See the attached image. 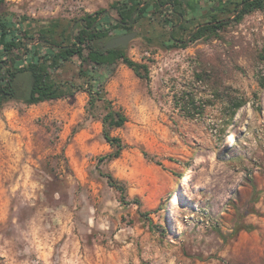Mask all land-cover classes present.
Returning <instances> with one entry per match:
<instances>
[{
	"label": "rangeland",
	"instance_id": "374dc122",
	"mask_svg": "<svg viewBox=\"0 0 264 264\" xmlns=\"http://www.w3.org/2000/svg\"><path fill=\"white\" fill-rule=\"evenodd\" d=\"M180 1L3 0L5 21L66 46L83 28L103 51L136 32L118 49L149 76L119 59L84 78L74 56L63 97L0 111V264H264V8L238 20L243 0ZM140 2L128 21L112 8Z\"/></svg>",
	"mask_w": 264,
	"mask_h": 264
},
{
	"label": "trees",
	"instance_id": "16d2710c",
	"mask_svg": "<svg viewBox=\"0 0 264 264\" xmlns=\"http://www.w3.org/2000/svg\"><path fill=\"white\" fill-rule=\"evenodd\" d=\"M176 1L181 2L180 0ZM2 5L3 0H0V8ZM142 5L144 6L141 8ZM122 6L127 7L128 5L123 4ZM174 6H176L175 3ZM149 7V3L140 2L129 9H123L120 3L112 8L118 11L122 21H128L136 11L137 14H146ZM263 8L264 0H243L237 11V19L240 20L245 15ZM218 27L221 26L200 27L193 33L192 38L199 39L204 35L205 30L214 28L217 30ZM105 37V33L96 34L89 28H83L76 36V42L66 46L59 43L58 38L51 31H44L33 37L29 31L17 26L14 22L5 21L0 15V111L11 101H23L29 105H36L63 97L57 83V72L74 56L81 59L80 73L84 78L88 76V66H100L107 63L108 60L119 59L138 77L148 78L149 68L146 65L136 64L120 49L103 51L98 45V41ZM28 47L32 48L28 49ZM85 49L89 50L88 56L84 54ZM87 91L90 94L91 104L104 100V96H101L100 93L93 92L92 84H89ZM109 105L112 104L109 102ZM190 106L192 105L190 104ZM240 108L241 106H237L232 117H235ZM126 122V116L113 109L104 119V123L110 127H121ZM105 139L115 149V152L109 156L110 159L119 158L127 148L120 138L113 137L108 130L105 131ZM144 155L148 157L146 152ZM106 177L109 184L120 190L125 199V188L120 186L113 176L107 175Z\"/></svg>",
	"mask_w": 264,
	"mask_h": 264
},
{
	"label": "water",
	"instance_id": "95a60500",
	"mask_svg": "<svg viewBox=\"0 0 264 264\" xmlns=\"http://www.w3.org/2000/svg\"><path fill=\"white\" fill-rule=\"evenodd\" d=\"M137 37V33H129L116 38L111 39L105 46L104 50H113L117 48H125L128 44Z\"/></svg>",
	"mask_w": 264,
	"mask_h": 264
},
{
	"label": "bare ground",
	"instance_id": "6f19581e",
	"mask_svg": "<svg viewBox=\"0 0 264 264\" xmlns=\"http://www.w3.org/2000/svg\"><path fill=\"white\" fill-rule=\"evenodd\" d=\"M234 142H235V139H234V137L231 136V138H230V144L231 143L233 144Z\"/></svg>",
	"mask_w": 264,
	"mask_h": 264
},
{
	"label": "flooded vegetation",
	"instance_id": "af4514ba",
	"mask_svg": "<svg viewBox=\"0 0 264 264\" xmlns=\"http://www.w3.org/2000/svg\"><path fill=\"white\" fill-rule=\"evenodd\" d=\"M131 32H133V31H131V30H130V31H126L124 34H128V33H131ZM124 34H123V35H124Z\"/></svg>",
	"mask_w": 264,
	"mask_h": 264
}]
</instances>
